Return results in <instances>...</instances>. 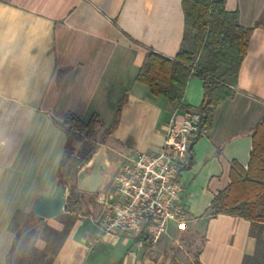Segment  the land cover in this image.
<instances>
[{
  "label": "crops",
  "instance_id": "crops-1",
  "mask_svg": "<svg viewBox=\"0 0 264 264\" xmlns=\"http://www.w3.org/2000/svg\"><path fill=\"white\" fill-rule=\"evenodd\" d=\"M182 1L0 0V264H6L16 223L59 185L67 138L58 124L67 114L84 123L97 114L105 128L116 120L104 144L109 164L110 157L117 163L114 175L136 153L160 149L176 109L180 116L198 108L203 90L197 78L188 80L182 104L175 107L135 81L147 51L170 59L178 52ZM225 10L237 11L239 25L251 28L264 0H226ZM263 116L264 29L256 27L233 97L215 108L211 129L191 147L180 170L183 225L201 231L194 264H242L257 251L249 221L210 218L207 208L228 185L230 162L246 167L251 134ZM190 153L193 163L182 170ZM103 212L100 202L89 206L52 264H151L133 244L136 239L101 233ZM175 226L180 225L170 224L165 235ZM260 238L264 241V226ZM107 249H116V258Z\"/></svg>",
  "mask_w": 264,
  "mask_h": 264
},
{
  "label": "trees",
  "instance_id": "trees-1",
  "mask_svg": "<svg viewBox=\"0 0 264 264\" xmlns=\"http://www.w3.org/2000/svg\"><path fill=\"white\" fill-rule=\"evenodd\" d=\"M225 3L226 0H183V35L178 52L170 59L154 51H147L135 77V81L145 85L152 96L165 98L172 107L181 106L190 78L202 82L203 96L196 109L200 116L199 130L189 151L211 129L215 108L225 99L233 97L238 72L246 56L253 29H264V10L253 27L244 28L238 23V12L226 11ZM65 122L71 124V129L65 127ZM115 124L116 120L111 127L105 128V135ZM99 125L102 122L97 114H93L86 123L67 114L63 122L58 124L67 138L65 155L74 131L91 132ZM192 163L190 153L189 164L182 170L190 168ZM228 179L226 188L213 195L207 213L210 218L222 214L249 221V235L255 238L257 251L253 256L243 257L242 264H264V241L260 238L264 226V116L252 131L251 151L246 167L235 160L231 161ZM79 204L75 194L70 191L63 213L57 217L63 228L60 231L48 229L52 239L46 251L50 258L40 264H52L54 261L73 225L71 214ZM29 217L36 219V224L43 222V219L33 214ZM136 242L133 240V244ZM145 247L148 248V245Z\"/></svg>",
  "mask_w": 264,
  "mask_h": 264
},
{
  "label": "built area",
  "instance_id": "built-area-1",
  "mask_svg": "<svg viewBox=\"0 0 264 264\" xmlns=\"http://www.w3.org/2000/svg\"><path fill=\"white\" fill-rule=\"evenodd\" d=\"M200 116L196 110L172 113L160 149L139 152L112 176L108 190L99 198L104 207L99 223L102 234H121L139 246L155 245L170 224L183 225V191L180 170L197 136Z\"/></svg>",
  "mask_w": 264,
  "mask_h": 264
},
{
  "label": "rangeland",
  "instance_id": "rangeland-1",
  "mask_svg": "<svg viewBox=\"0 0 264 264\" xmlns=\"http://www.w3.org/2000/svg\"><path fill=\"white\" fill-rule=\"evenodd\" d=\"M101 126H96L91 132L74 131L73 136H70L68 151L58 176V184L67 189V195L72 191L80 203L77 210L71 214L73 223L85 216L89 212V206L98 203L99 198L107 192L110 178L117 164L110 157L108 174L102 189L97 194L90 196V194L77 190L76 173L78 169L88 161L100 144H105L106 129ZM65 127L71 129V124L65 122ZM57 217L43 220L40 224H36V219L30 217L16 223V229L13 231L9 250L5 256L6 264H28L29 262L36 264L49 259L50 254L46 248L52 238L47 231L48 229L60 231L63 228L61 220ZM181 226H175L169 230L168 235H164L156 245L148 246V248L141 246L142 250L140 248L137 250L142 251L143 258L151 264H160L166 258L172 260L170 264H175L174 259L176 258L185 264H194V258L201 243V231L193 229L188 224L183 225V228ZM163 245L165 246L162 249ZM116 249H107L111 258H116L118 252L115 251Z\"/></svg>",
  "mask_w": 264,
  "mask_h": 264
},
{
  "label": "water",
  "instance_id": "water-1",
  "mask_svg": "<svg viewBox=\"0 0 264 264\" xmlns=\"http://www.w3.org/2000/svg\"><path fill=\"white\" fill-rule=\"evenodd\" d=\"M106 147L100 144L87 162L76 173V187L81 193L97 194L105 182L109 170ZM67 189L58 185L50 196L38 197L32 207V213L43 220L53 219L63 213Z\"/></svg>",
  "mask_w": 264,
  "mask_h": 264
},
{
  "label": "snow or ice",
  "instance_id": "snow-or-ice-1",
  "mask_svg": "<svg viewBox=\"0 0 264 264\" xmlns=\"http://www.w3.org/2000/svg\"><path fill=\"white\" fill-rule=\"evenodd\" d=\"M181 227L183 228L184 226L182 225Z\"/></svg>",
  "mask_w": 264,
  "mask_h": 264
}]
</instances>
